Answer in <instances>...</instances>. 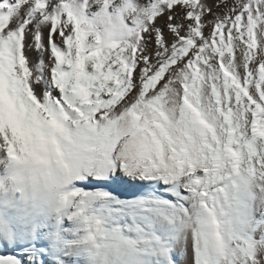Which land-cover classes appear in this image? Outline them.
Returning <instances> with one entry per match:
<instances>
[{"label":"snow or ice","instance_id":"obj_1","mask_svg":"<svg viewBox=\"0 0 264 264\" xmlns=\"http://www.w3.org/2000/svg\"><path fill=\"white\" fill-rule=\"evenodd\" d=\"M216 8L0 0V166L41 182L57 264H264V0Z\"/></svg>","mask_w":264,"mask_h":264},{"label":"rangeland","instance_id":"obj_2","mask_svg":"<svg viewBox=\"0 0 264 264\" xmlns=\"http://www.w3.org/2000/svg\"><path fill=\"white\" fill-rule=\"evenodd\" d=\"M140 2L147 3V0H140ZM205 2L212 8L213 12L217 11L216 4L219 3V0H205ZM231 4L232 0H228V5L231 6ZM220 11H223V6H221ZM206 18L210 20L213 17L209 15ZM165 23L166 20L164 18L157 20V25L164 29L165 35L168 36L169 40H171V36H169L168 34ZM208 31H210V29H205L206 33ZM44 35L45 43H47V29L44 30ZM152 46L153 45L150 42L149 47ZM45 60H47V54H45ZM78 186L84 187L86 191H90L94 190V188L98 185L83 183L78 184ZM104 187V195H107V190H110L114 195H117L122 199H131L135 198V196L137 195L143 194V190L141 189L126 188L120 186L119 184ZM42 204V202L37 201V206H35L36 208L32 207L31 204L25 206L24 204H20V202L16 200V196L11 197L10 199L5 198L1 200L0 212L2 214L0 213V217L3 216L1 218L3 220L1 222L3 226L2 228L0 227V242L5 240L4 242H6L8 245L12 244V241L13 244L18 243L17 248L8 250L7 252H0V258H7L8 264H17V262L18 264H57L56 241L51 227L52 212L46 204ZM1 209H3V211H1ZM28 209H30V211ZM6 217L9 219H7ZM64 226L65 228L70 227L67 221L65 222ZM14 230L16 231V233ZM67 238L71 239L70 236H67ZM63 259L65 260V264H72L69 257H64ZM185 259L186 257H177L178 262Z\"/></svg>","mask_w":264,"mask_h":264},{"label":"clouds","instance_id":"obj_3","mask_svg":"<svg viewBox=\"0 0 264 264\" xmlns=\"http://www.w3.org/2000/svg\"><path fill=\"white\" fill-rule=\"evenodd\" d=\"M43 194L41 182L29 171L27 165L21 163L12 173L6 172L4 167L0 166V200L24 196L39 201Z\"/></svg>","mask_w":264,"mask_h":264},{"label":"bare ground","instance_id":"obj_4","mask_svg":"<svg viewBox=\"0 0 264 264\" xmlns=\"http://www.w3.org/2000/svg\"><path fill=\"white\" fill-rule=\"evenodd\" d=\"M0 202H1V200H0ZM20 204H21V203H20ZM22 204H23V203H22ZM39 204H40V203H39ZM42 205H43V204H42ZM5 206H6V205H5ZM23 206H24V205H23ZM45 206H46V205H45ZM45 206H44V207H45ZM32 207H33V206H32ZM38 207H39V206H38ZM38 207H37V208H38ZM47 207H48V206H47ZM4 208H6V207H4ZM4 208H3V209H4ZM34 208H36V207H34ZM48 208H49V207H48ZM3 209H1V211H3ZM4 210H5V209H4ZM13 210H14V209H13ZM28 210L30 211V209H28ZM15 211H16V210H15ZM31 212H32V211H31ZM42 212H43V211H42ZM0 213H1V212H0ZM6 213H7V212H6ZM8 213H9V211H8ZM40 213H41V212H40ZM1 214H2V213H1ZM4 214H5V213H4ZM4 214H3V215H4ZM34 214H35V213H34ZM43 214H44V213H43ZM6 215H7V214H6ZM35 215H36V214H35ZM2 217H3V216L0 217V227H1V228H2V226H3L2 223H1V222L3 221V220L1 219ZM8 217H9V216H8ZM15 217H16V216H15ZM26 217H27V215H26ZM6 218H7V217H6ZM10 218H11V217H10ZM7 219H9V218H7ZM5 220H6V219H5ZM10 221H11V220H10ZM8 222H9V221H8ZM4 226H5V225H4ZM24 226H25V225H24ZM8 227H10V226H8ZM1 228H0V229H1ZM6 228H7V227H6ZM27 228H28V227H27ZM7 229H8V228H7ZM13 229H14V228H13ZM7 231H8V230H7ZM7 231H6V232H7ZM10 231H11V230H10ZM14 231H15V230H14ZM0 232H1V230H0ZM3 232H4V231H3ZM7 233H8V232H7ZM7 233H6V234H7ZM15 233H16V231H15ZM2 234H3V233H2ZM10 234H11V233H10ZM3 235H4V234H3ZM33 239H34V238H33ZM4 241H5V240H4ZM4 241L0 242V252H5V251L7 252L8 250H11V249L13 250V249L17 248V244H18V243H17V244H13V241H12V244H9V245H8V244H7L6 242H4ZM189 256H190V254H189ZM186 259H188V257H186Z\"/></svg>","mask_w":264,"mask_h":264}]
</instances>
